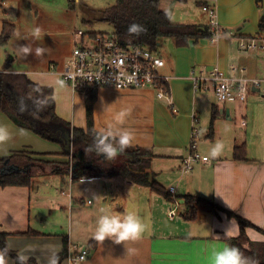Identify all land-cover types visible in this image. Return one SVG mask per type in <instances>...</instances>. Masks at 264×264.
Instances as JSON below:
<instances>
[{
  "label": "crops",
  "instance_id": "1",
  "mask_svg": "<svg viewBox=\"0 0 264 264\" xmlns=\"http://www.w3.org/2000/svg\"><path fill=\"white\" fill-rule=\"evenodd\" d=\"M193 1L200 10L193 7L196 4L176 2L183 7L179 13L171 10L172 21L208 26L210 17L201 7L217 4L224 36L216 44L201 39L187 47H177L173 40L167 39L160 47L158 54L166 64L159 72L169 78L177 113L151 88L125 91L103 88L98 90L94 106L96 130L111 126L131 131V145L152 152L149 170L155 180L168 192L174 187L175 195L161 196L121 176L74 181L69 176L52 173L35 175L29 187L0 186V232L9 234V248L23 260L33 258L39 264H49L62 252L67 236L70 246L88 250V259L82 264H209L213 248L229 246L227 240L240 235V223L234 216L228 217L225 212L214 214L202 206H198L195 221H185L182 213L186 195L213 201L251 222L253 226L246 229L249 239L264 242V141L250 147V140L264 138V98L255 90L245 103L220 104L212 90H196L193 80L194 75L207 74L214 67L230 77L264 78V31L260 29L264 0ZM10 15L8 1H0V33L2 20ZM251 38L257 40L259 48L242 46ZM10 47L9 43L0 46V72L10 65V72L25 74L34 83L53 88L57 114L74 127L86 129L83 95L62 81L66 67L62 68L57 59L49 65L32 56L22 59ZM242 67L246 72L235 70ZM214 108L218 109L215 120ZM121 113L123 123L119 124L117 117ZM194 116L199 119L197 126L205 140L200 142L208 143L207 147L199 148L200 153L208 156L209 161L199 162L193 171L185 173L182 162L189 154ZM0 126L10 133V139L0 144V157L34 152L57 155L46 159L65 160L59 157L63 152L61 144L18 127L3 112ZM242 146L246 147L247 159L240 160L235 157V150ZM160 209V216L169 210L168 217L170 211L178 210L176 217L180 215L182 221L169 222L170 230H176V234H155V211ZM125 212L137 214L147 224L141 239L120 244L112 239L97 240L98 246L93 251L89 242L96 240L100 216ZM0 256L4 264H16L11 258H4L1 250ZM62 264L70 262L66 258Z\"/></svg>",
  "mask_w": 264,
  "mask_h": 264
},
{
  "label": "trees",
  "instance_id": "2",
  "mask_svg": "<svg viewBox=\"0 0 264 264\" xmlns=\"http://www.w3.org/2000/svg\"><path fill=\"white\" fill-rule=\"evenodd\" d=\"M163 1L117 0L114 6L103 11L102 19L113 27L112 35L123 46L141 45L157 53L167 39L173 40L177 47H187L201 39L210 38L209 26L174 23L169 13L162 9ZM173 1L186 3L188 0ZM132 24L142 26L144 31L139 35L130 34L128 29ZM260 29L264 31V15L260 18ZM15 33L16 25L8 19H3L0 46H6ZM53 92V88L34 83L25 74L10 72V65L6 66L5 72H0V112L8 115L18 127L61 144L63 152L59 157L65 158L50 160L45 157L57 155L34 152L0 157V186L29 187L35 175L57 173L69 176L74 181L81 178L121 176L161 196L167 197L171 194L155 180L149 170L153 155L147 148L131 145L111 160L98 155L94 149L86 153L85 150L93 145L94 136L99 132L95 128L94 120L97 89L82 93L87 111L86 129L74 127L57 114ZM217 116L218 109L214 108L213 120ZM67 133L72 136L71 150L66 149L64 144ZM246 155L245 146L236 148L237 159H247ZM183 199L185 209L182 217L185 221L193 222L198 218V206L205 207L214 214L225 212L228 217H236L241 233L227 240L229 246L239 248L245 257L258 261V264H264V242L251 241L247 234L246 229L253 226L251 222L224 210L213 201L193 195H186ZM8 236V233L0 232V250L4 258H11L16 264H39L33 258L23 260L11 250L8 246ZM63 246L62 252L56 256V264H62L69 256L71 246L67 236L64 237ZM97 246V240L89 242L93 251Z\"/></svg>",
  "mask_w": 264,
  "mask_h": 264
},
{
  "label": "built area",
  "instance_id": "3",
  "mask_svg": "<svg viewBox=\"0 0 264 264\" xmlns=\"http://www.w3.org/2000/svg\"><path fill=\"white\" fill-rule=\"evenodd\" d=\"M203 10L209 15L210 42L218 43L224 36L218 17L217 4H205ZM73 57L62 73L63 84L73 91L83 93L86 90L111 88L117 91L131 89H154L157 97L165 99L172 111L177 113L172 97L169 78L160 75L165 60L157 53L141 45L123 46L115 36L109 34L93 35L78 31ZM247 49L259 48L255 38L243 42ZM240 73L246 68L236 69ZM196 90H212L220 104L231 101L245 103L250 94L258 90L264 98V78L228 76L219 67H214L207 74L193 76ZM194 127L190 134L189 154L183 159L182 170L193 171L199 162L209 161L199 150L201 130L197 126L199 119L194 116ZM245 122V121H244ZM175 188L170 193L175 195ZM178 202V201H177ZM91 203V201H89ZM178 210L170 211V218L176 217ZM88 257V250L71 246L68 260L70 264H81Z\"/></svg>",
  "mask_w": 264,
  "mask_h": 264
},
{
  "label": "rangeland",
  "instance_id": "4",
  "mask_svg": "<svg viewBox=\"0 0 264 264\" xmlns=\"http://www.w3.org/2000/svg\"><path fill=\"white\" fill-rule=\"evenodd\" d=\"M0 1L3 3V0ZM6 1H8L10 5L11 14L7 19L17 27L15 35L10 40L11 43L9 42L12 46L10 48L17 52L16 55L20 56L22 59L26 58V56H32L34 58H40L41 61L47 62V64L57 59L61 64L60 66L63 68L70 63L73 57L78 31L82 30L90 34L93 32L96 33V35L113 34V27L103 21L102 13L105 9L114 6L117 0ZM164 1L165 3L162 9L168 13H170L171 10H175L176 13H179V9L183 7L173 0ZM187 3L196 4L193 0H188ZM2 6L5 5L2 4ZM193 7L200 10L198 4ZM35 28L40 29V34L37 38L33 35V30ZM25 42L27 44H25ZM21 46H27L31 54H25ZM37 48L44 50L39 56L35 54ZM14 58L17 59L16 56H14ZM39 67H41V65H39ZM201 140H203L202 131L200 141ZM200 141L199 148L201 146L207 147V142L201 143L202 141ZM258 141H264L263 136H260L259 139L250 140V147L252 146L251 144L257 145ZM24 153L28 154V152ZM168 211L169 210L166 211L165 215L162 213V216L159 214L161 209L155 211L156 218H154V221L156 235L176 234V230H170L169 226H171V223L169 222H181L182 217L178 215L177 217L170 218L167 215ZM79 248H81V246H79Z\"/></svg>",
  "mask_w": 264,
  "mask_h": 264
},
{
  "label": "clouds",
  "instance_id": "5",
  "mask_svg": "<svg viewBox=\"0 0 264 264\" xmlns=\"http://www.w3.org/2000/svg\"><path fill=\"white\" fill-rule=\"evenodd\" d=\"M130 34L139 35L144 31L140 25L132 24L128 29ZM40 29L35 28L33 35L39 37ZM25 54H31L27 46H21ZM44 50L37 48L36 55L39 56ZM124 114L121 113L117 117V123H123ZM10 139V133L7 128L0 126V144ZM133 133L124 128H113L99 131L94 136L93 145L86 149V153L92 149L98 155H102L106 159H115L118 154L131 146ZM147 224L141 218L132 212H125L119 215L105 213L100 216L95 238L103 242L105 239H112L114 243L120 244L125 241H136L141 239L147 230ZM21 259H24L21 257ZM0 264H4L3 257L0 256ZM49 264H56V258L53 257ZM209 264H258V261L245 257L237 247L225 246L222 249L213 248Z\"/></svg>",
  "mask_w": 264,
  "mask_h": 264
},
{
  "label": "water",
  "instance_id": "6",
  "mask_svg": "<svg viewBox=\"0 0 264 264\" xmlns=\"http://www.w3.org/2000/svg\"><path fill=\"white\" fill-rule=\"evenodd\" d=\"M64 144L66 149H70V150L72 149V136L70 133H67V137L65 138Z\"/></svg>",
  "mask_w": 264,
  "mask_h": 264
},
{
  "label": "bare ground",
  "instance_id": "7",
  "mask_svg": "<svg viewBox=\"0 0 264 264\" xmlns=\"http://www.w3.org/2000/svg\"><path fill=\"white\" fill-rule=\"evenodd\" d=\"M209 26V25H208Z\"/></svg>",
  "mask_w": 264,
  "mask_h": 264
}]
</instances>
